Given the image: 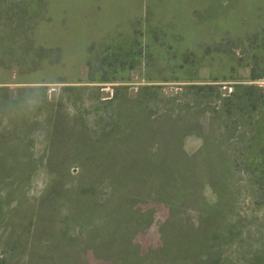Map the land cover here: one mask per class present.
Returning a JSON list of instances; mask_svg holds the SVG:
<instances>
[{"label": "rangeland", "instance_id": "374dc122", "mask_svg": "<svg viewBox=\"0 0 264 264\" xmlns=\"http://www.w3.org/2000/svg\"><path fill=\"white\" fill-rule=\"evenodd\" d=\"M49 6L58 81L0 76V264H264V112L221 98L264 100V0Z\"/></svg>", "mask_w": 264, "mask_h": 264}, {"label": "trees", "instance_id": "16d2710c", "mask_svg": "<svg viewBox=\"0 0 264 264\" xmlns=\"http://www.w3.org/2000/svg\"><path fill=\"white\" fill-rule=\"evenodd\" d=\"M49 3L50 0H0V27H2L0 29L2 31V40L0 43V76H6V79L12 76L25 79V74L33 73L32 77H28L29 79L58 81L55 79L58 77L57 74L59 71L55 69L57 70L56 72L52 67H43L40 63L43 55L47 56L45 55L47 54V50L41 47L43 43L41 42L43 40V32L48 33V41L46 42H49V47L52 45L50 43L51 39L56 36V29L52 22L47 27L43 23L44 15L50 11ZM46 6L48 7L45 8ZM49 19L50 21L52 20V15L49 16ZM36 43H38L37 46ZM24 63H29L31 67L29 69L33 70V72H25L23 66H20L14 71L13 69L11 70L12 65H22ZM96 79L98 78L92 77L88 81H95ZM109 80L111 79L103 78L100 81ZM206 84H211L205 85L211 88L216 87L213 83ZM256 86L253 83L237 84L236 89L221 97L223 100L222 108L228 117L236 114L238 121H241L244 125L245 123L248 124L249 117L263 114L264 100L262 97H256L254 91L257 88ZM0 89H9L8 91H11L13 87L11 85H0ZM263 122L262 117L257 120L256 125H258V128H261ZM259 139L258 135H254L248 146H258L256 142ZM251 168H253L255 173L259 171L264 173V161L256 164L255 167L252 164ZM263 177L258 182V186L264 192Z\"/></svg>", "mask_w": 264, "mask_h": 264}]
</instances>
